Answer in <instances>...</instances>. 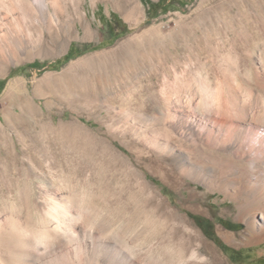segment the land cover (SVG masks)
<instances>
[{
	"label": "bare ground",
	"instance_id": "obj_1",
	"mask_svg": "<svg viewBox=\"0 0 264 264\" xmlns=\"http://www.w3.org/2000/svg\"><path fill=\"white\" fill-rule=\"evenodd\" d=\"M86 1L0 0V76H5L9 65L22 56L31 57V52L63 53L68 42L79 35L94 39L95 31L83 10ZM98 1L90 0L92 5ZM133 2L130 11L120 7L128 21H136L143 13L136 0ZM248 29L241 38L255 43L251 45L258 50L257 59L248 64L253 76L246 71L240 75L234 63L227 61L225 68H219L223 76L216 80L201 59H190L186 63L190 85L185 81L177 84L180 72L176 66L152 78H160L167 87L171 73L178 77L174 87L180 86L187 94L185 99L177 95L169 99L163 89L162 109L156 115L138 110L121 112L122 108L118 112L114 104L120 96L102 97L100 101L95 96H78V106L101 108L107 118L119 119L115 123L100 121L107 125L109 139L88 143L145 202L143 215L137 220L132 214L118 219L115 213L104 211L95 202L98 195L87 188L89 182L83 190L68 187L67 195L58 190L48 193L40 185L30 204L25 194L20 197L23 204L17 212L9 206L0 209V264H230L224 250L190 220L189 214L209 215L204 203L213 195L221 197L222 204L231 203L229 215L245 226L234 233L220 225L218 235L225 243L238 249L264 245V28L259 37ZM140 39L146 40L147 35ZM130 40L137 41V34L118 44L123 55L143 60L150 55L151 49H141L143 42ZM212 51L219 60L225 59L218 46ZM21 81H13L10 87ZM192 87L199 96L198 103ZM7 110L0 111V168L4 171L20 164L17 142L21 145V139L16 142L6 124L39 121L46 114L42 107L27 109V113ZM66 129L90 135L82 124L73 123ZM31 147L38 148V144ZM32 152L36 156V150ZM45 161L40 166L31 161V173L36 178H44V167L52 170L53 163ZM147 173L180 193L190 190L188 197L179 201L180 209L175 210L163 199ZM199 186L205 191L196 192Z\"/></svg>",
	"mask_w": 264,
	"mask_h": 264
},
{
	"label": "rangeland",
	"instance_id": "obj_2",
	"mask_svg": "<svg viewBox=\"0 0 264 264\" xmlns=\"http://www.w3.org/2000/svg\"><path fill=\"white\" fill-rule=\"evenodd\" d=\"M126 1L109 0L107 3L101 0L92 5L87 0L83 10L95 31L94 39H84L79 35L68 42L63 53L40 55L31 52L33 57L22 56L19 62L9 65L5 76H0V111L16 109L25 113L30 108L35 111L42 107L46 112L39 121L25 119L23 124H6L16 142L18 138L21 139V145L17 142L20 164L6 171L0 168V209L9 206V209L17 212L19 205L23 204L20 197L25 194L30 204L37 197L40 185H44L48 193L58 190L60 194L67 195L68 189L83 190L84 184L89 182L86 183L87 188L98 195L95 202L101 209L115 213L118 219L132 214L131 218L137 220L143 215L145 202L138 199L130 183L104 163L99 151L88 143L109 139L108 127L100 121L115 123L119 119L107 118V113L101 108L91 110L78 106L76 98L92 96L100 101L105 97L120 96V100L114 104L118 112L122 108L121 112H125V109L138 110L136 112L156 115L162 109L160 100L163 89L169 99L177 96L185 99L186 91L180 86L174 87V83L179 77L177 84L185 81L190 85V73L186 66L190 59H201L207 66V73L216 80L223 76L219 68H225L228 62L234 63L240 75L246 71L253 76L248 64L257 59L258 50H255V43L250 40L247 43L241 37L248 28L255 31L258 37L262 35L264 0H136L143 12L138 21H128L121 13L120 7L130 11L135 5L133 0ZM78 26L83 33L81 24ZM134 34H137L138 40H130V43L143 42L141 49H151L144 60L128 58L118 46ZM143 35H147L144 41L140 39ZM47 40L51 42L50 37ZM217 46L225 59L228 56L229 60H223L225 64L212 51ZM175 66L180 73L177 79L173 74H168L167 87L160 78L152 81L153 77ZM181 74L187 78L183 76L184 79ZM15 80H22V83L11 88ZM191 90L198 103L196 90L193 87ZM73 123L89 129V137L79 130L69 132L66 127ZM33 143L38 144V148H30ZM118 143L114 142L118 149L127 154V150ZM31 150H36V156ZM44 160L53 163L52 170L43 165L45 179L36 178L31 173V161H36L40 166ZM147 175L148 181L159 189L163 199L175 210L180 209L179 201L188 197L190 190L180 193L151 174ZM204 191L201 186L196 189L199 193ZM206 201L204 204L209 209V215L189 214L190 220L203 231L205 237L224 250L230 264H264V245L238 249L219 237L220 225L234 233L245 228L229 215L232 204H222V198L218 195Z\"/></svg>",
	"mask_w": 264,
	"mask_h": 264
}]
</instances>
